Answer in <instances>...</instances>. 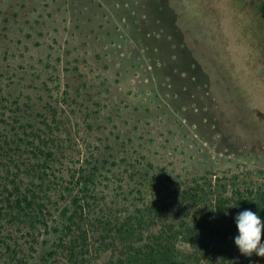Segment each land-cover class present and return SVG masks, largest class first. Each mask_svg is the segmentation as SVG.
Here are the masks:
<instances>
[{"label":"rangeland","instance_id":"1","mask_svg":"<svg viewBox=\"0 0 264 264\" xmlns=\"http://www.w3.org/2000/svg\"><path fill=\"white\" fill-rule=\"evenodd\" d=\"M154 4L0 0V264H70L73 246L108 264L83 238L101 209L153 223L141 213L191 179L264 184V155L213 128ZM31 192L35 214L10 207Z\"/></svg>","mask_w":264,"mask_h":264},{"label":"trees","instance_id":"2","mask_svg":"<svg viewBox=\"0 0 264 264\" xmlns=\"http://www.w3.org/2000/svg\"><path fill=\"white\" fill-rule=\"evenodd\" d=\"M154 2L161 31L178 48L179 58L200 70L193 86L208 102L213 128L229 146L264 155V0ZM231 187L220 177L191 179L163 194L159 208L151 205L141 213L153 223L120 219L101 209L88 223L84 242L110 253L108 264H264L255 254L241 255L234 244L239 212L251 209L264 222V184ZM18 196L10 207L25 210L27 202L35 214L32 192ZM77 218L72 214L69 229ZM81 238L73 242L80 244ZM179 242L190 251H179ZM69 250L70 264H77V248Z\"/></svg>","mask_w":264,"mask_h":264},{"label":"clouds","instance_id":"3","mask_svg":"<svg viewBox=\"0 0 264 264\" xmlns=\"http://www.w3.org/2000/svg\"><path fill=\"white\" fill-rule=\"evenodd\" d=\"M237 235L234 237V244L240 254L245 257L264 258V222L260 215L251 209L239 212L235 217Z\"/></svg>","mask_w":264,"mask_h":264}]
</instances>
